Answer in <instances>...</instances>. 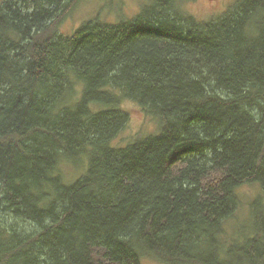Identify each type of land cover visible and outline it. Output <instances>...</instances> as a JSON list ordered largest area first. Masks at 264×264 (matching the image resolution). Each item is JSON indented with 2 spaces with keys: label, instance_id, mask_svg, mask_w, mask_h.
Instances as JSON below:
<instances>
[{
  "label": "trees",
  "instance_id": "trees-1",
  "mask_svg": "<svg viewBox=\"0 0 264 264\" xmlns=\"http://www.w3.org/2000/svg\"><path fill=\"white\" fill-rule=\"evenodd\" d=\"M80 1L0 6V264H264V0L207 21L152 0L59 34ZM126 101L157 128L118 145Z\"/></svg>",
  "mask_w": 264,
  "mask_h": 264
},
{
  "label": "rangeland",
  "instance_id": "rangeland-1",
  "mask_svg": "<svg viewBox=\"0 0 264 264\" xmlns=\"http://www.w3.org/2000/svg\"><path fill=\"white\" fill-rule=\"evenodd\" d=\"M4 1L0 0V6ZM151 2L152 0H81L75 8L72 6L67 7L66 16L57 24L59 34L72 35L83 22L89 20L101 19L110 23H118L122 19H131ZM235 2L236 0H178L177 7L190 13L200 21H207L220 17L226 11L228 12L236 4ZM124 107L129 112V122L119 132L115 138V143L119 145L126 140H132L156 131L157 123L139 104L126 101ZM88 161L86 157H80L70 162H62L61 172L63 177L67 181H73L81 176L88 166ZM238 194L241 204L237 208V223L240 226L241 234L243 233L242 237H246L252 233V230L249 229L250 214L257 200L262 197L263 190L260 185H245L239 188ZM262 206H264V202L260 201L258 209ZM2 213L4 214L6 211L0 208V216ZM248 230L250 232L246 234ZM146 264L157 263L148 260Z\"/></svg>",
  "mask_w": 264,
  "mask_h": 264
}]
</instances>
